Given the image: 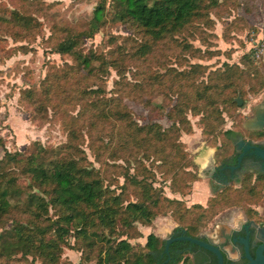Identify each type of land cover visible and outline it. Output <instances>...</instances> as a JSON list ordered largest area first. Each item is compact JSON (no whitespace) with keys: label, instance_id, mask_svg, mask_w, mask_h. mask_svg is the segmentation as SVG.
Here are the masks:
<instances>
[{"label":"trees","instance_id":"obj_1","mask_svg":"<svg viewBox=\"0 0 264 264\" xmlns=\"http://www.w3.org/2000/svg\"><path fill=\"white\" fill-rule=\"evenodd\" d=\"M148 2L98 0L90 19L53 21L44 39L41 19L54 3L0 0V54L6 59L29 53L43 37L51 52L72 60L49 62L40 84L22 91L40 118L61 120L66 142L51 147L35 141L21 151L0 138V264L18 255L73 264L66 249L81 253L79 264H156L167 239L150 232L139 242V224L151 228L169 215L195 234L224 210H250L262 199L264 183L249 179L217 192L206 206L189 205L185 198L201 177L182 135L193 133L191 116H198L207 145L233 148L226 120L243 129L236 98L246 101L264 89V62L253 51L241 63L215 68L194 59L231 55L212 49L217 21L231 18L226 40L257 30L246 16L259 19L264 0H156L149 9ZM108 26L129 33L110 32L107 52L86 46ZM10 39L20 44L10 46ZM111 69L118 78L108 90ZM128 101L170 125L141 124ZM177 247L171 245L172 254Z\"/></svg>","mask_w":264,"mask_h":264},{"label":"rangeland","instance_id":"obj_2","mask_svg":"<svg viewBox=\"0 0 264 264\" xmlns=\"http://www.w3.org/2000/svg\"><path fill=\"white\" fill-rule=\"evenodd\" d=\"M47 3H54L51 10L46 17L41 20L45 22V37L50 34L49 25L53 21H70L77 22L79 20H87L92 17L93 10L98 3V0H45ZM156 0H149L148 9ZM261 17L255 19L253 16H246L249 23L256 26L257 30H243L234 34L233 39H224L223 33L225 31L226 23L228 20H218L214 33L217 37L210 39L213 46L212 49H219L222 52L231 51L230 54L222 53L212 59H194L203 64L212 65L214 68L221 66L224 62L241 63L242 56L249 51H253L257 60L264 62V53L257 56L259 49L262 48L264 43V14L261 11ZM244 15V14H243ZM110 32L115 34H128V30L123 26L111 27L99 33L93 40H88L86 46L100 47L105 52L109 51L110 47L107 44ZM20 43H13L9 40V45H17ZM199 45V42H197ZM33 50L29 53L18 52L11 58L6 59L0 54V138L5 141L6 147L10 150L18 149L25 151L34 148V142L40 141L43 144L51 147L62 145L67 140V133L64 130L61 120L58 117L50 116L49 118H40L32 107H30L25 100L22 99V91L29 86L39 85L41 80L45 77L48 69L49 62L61 65L64 62H72L68 57H62L57 53L51 52L50 48L46 46L43 37H38L32 43ZM204 48H206L204 46ZM117 73L111 69V76L108 81V90L113 89L114 80L117 79ZM264 95V89L259 94H249L247 102L249 107L260 101ZM243 99V98H242ZM244 100V99H243ZM159 102L161 100H158ZM128 104L135 111L136 119L141 124H146L151 120L162 123L167 127L170 122L165 118L154 117L148 108L143 105L128 101ZM244 111H248V107L240 108V112L245 116ZM194 131L191 134H183L182 140L187 144V148L197 156L203 154L207 150V146L213 148L214 145L206 144V138L203 134V125L199 122L200 117L191 116ZM254 119H248L246 125L251 126ZM236 128L233 121L227 118L225 128ZM191 137V138H189ZM205 142V143H203ZM201 146H205L200 149ZM200 150V151H199ZM5 148L0 146V158L4 155ZM206 152V151H205ZM196 161V160H195ZM197 163V162H196ZM166 194H170V190L165 188ZM191 199V198H190ZM210 199V198H209ZM188 203V202H187ZM209 203V200L207 204ZM206 204V205H207ZM205 205V206H206ZM234 211V210H233ZM238 211V210H235ZM232 213L231 211L224 210L212 220L208 221L203 228H208L214 221H222ZM155 223L171 225V231L175 228V223L169 215H161L154 222V227H144L139 224L140 229L144 234V238L138 241L144 243L146 236L150 232L155 233ZM64 257L73 264H79L81 253L75 250L66 249ZM8 264H42L37 258L30 256L29 258L18 255L8 261Z\"/></svg>","mask_w":264,"mask_h":264},{"label":"flooded vegetation","instance_id":"obj_3","mask_svg":"<svg viewBox=\"0 0 264 264\" xmlns=\"http://www.w3.org/2000/svg\"><path fill=\"white\" fill-rule=\"evenodd\" d=\"M251 106L245 100L239 106L248 107V111H244L248 117L242 123L243 129L229 128L233 130L230 135L233 143L231 151L219 143L213 147V158L205 163L203 170L199 168V176L209 184L211 197L228 186L247 185L249 179L264 183V158L256 152L257 148L264 150V95ZM248 119H254V122L247 127ZM249 206L250 210L228 208L226 211L232 213L226 219L214 221L210 227L202 228L195 234H188L177 225L166 239L189 235L207 242L222 252L224 264H251L250 258L256 260L257 254L264 260V190L262 199ZM174 243H178L176 253L172 254L170 249L169 253L165 251L156 264H175L176 258L180 259L178 264H220L219 254L214 250L188 241Z\"/></svg>","mask_w":264,"mask_h":264},{"label":"water","instance_id":"obj_4","mask_svg":"<svg viewBox=\"0 0 264 264\" xmlns=\"http://www.w3.org/2000/svg\"><path fill=\"white\" fill-rule=\"evenodd\" d=\"M243 99H242V95L239 94L238 97L236 98V102L238 103L239 106H241L243 104ZM248 127V125H247ZM256 152L258 155L262 156L264 158V150H260L259 148L256 149ZM213 158L212 154L203 152L201 159L199 160V162L197 163V165L199 166L200 169H204L205 163L209 160ZM198 185H203L204 186V190L210 195L211 198V194L209 193V184L207 183V180L202 177V179L199 180V184ZM184 232H186V230H184ZM172 233L171 231V225H165V224H159V223H155V234L161 236L162 238H167L170 234ZM188 241L194 244H198L200 246L206 247L210 250H214L216 251V253L219 254V258H220V264H224V256L222 254V252L218 251V249L214 248L211 244H208L207 242L201 241L197 238H194L192 236L189 235H182L179 237H175V238H168L166 241V253H169V249H170V245L175 242V241ZM223 250V248H222ZM259 256L257 254L256 260L250 258L251 264H264V260H262V258L260 257L259 259L262 261H259ZM255 260V261H254ZM256 262V263H254Z\"/></svg>","mask_w":264,"mask_h":264},{"label":"crops","instance_id":"obj_5","mask_svg":"<svg viewBox=\"0 0 264 264\" xmlns=\"http://www.w3.org/2000/svg\"><path fill=\"white\" fill-rule=\"evenodd\" d=\"M189 138H191V137H189ZM203 143H205V142H203ZM204 147L205 146H201L200 149H203ZM214 150H215L214 148H211V147L207 146V150H204V152L206 151V153H209V154L213 155L214 154L213 153ZM201 157H202V155L196 157L195 160H196L197 163L199 162ZM198 184H199V181L194 183L192 193L185 198L189 205H192V204L206 205L208 200H209V198H210V195L204 190V186L203 185H198ZM177 225H178V223H175L174 226L177 227ZM153 227H154V225H153Z\"/></svg>","mask_w":264,"mask_h":264},{"label":"built area","instance_id":"obj_6","mask_svg":"<svg viewBox=\"0 0 264 264\" xmlns=\"http://www.w3.org/2000/svg\"><path fill=\"white\" fill-rule=\"evenodd\" d=\"M264 53V43L262 44V48L259 49L258 53H257V56H260L261 54Z\"/></svg>","mask_w":264,"mask_h":264}]
</instances>
